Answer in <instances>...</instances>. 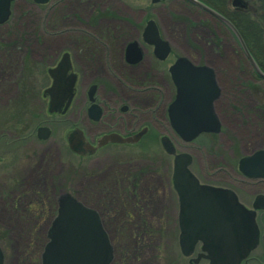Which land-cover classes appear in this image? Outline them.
Instances as JSON below:
<instances>
[{
  "label": "flooded vegetation",
  "instance_id": "af4514ba",
  "mask_svg": "<svg viewBox=\"0 0 264 264\" xmlns=\"http://www.w3.org/2000/svg\"><path fill=\"white\" fill-rule=\"evenodd\" d=\"M16 1H21L22 4L17 14H13L16 17L14 16L12 22V7ZM164 3V0H47L46 2L12 0L10 2L9 15L0 22V56L11 49L13 52L22 51L24 56L28 57L32 54L33 46L38 47L41 55H37V58L35 56L36 62L32 66L24 64L26 62L24 57L22 70L16 81L17 96L0 97V201L10 197L16 199L17 206H13L16 208L27 194L28 210L24 213L36 216L35 227L40 225L44 218L52 215L45 228L47 242L48 229L57 214L58 197L64 193L72 194L68 189H60L58 193L54 192L51 198L45 196L42 204L41 199L36 195L30 197L34 193L27 192L26 176L37 171L39 167L36 168V160H40V146L52 138L54 126L64 122L67 124V129L63 131L62 144L57 146L56 151V158L62 169L72 173L74 166L70 159L74 156L84 164L82 168L86 172L88 181L104 174L113 164L117 173L125 168L128 175L113 180L116 187L115 196L121 200L120 210H124L122 201L129 199L137 208L138 184L141 182V176L148 170L147 162L146 165H138L137 152L139 149L147 152L155 151L153 147L157 139L160 148L163 149L161 137H168L176 153L186 152L190 155L188 170L199 184L232 191L242 212L249 220L251 219L254 225L255 243H251L252 247L241 257L238 264H264V176L255 175L264 170L256 169L260 162L258 164L240 162L241 158L264 150V141L253 146V136H248L243 148L237 149L232 146L229 149L230 156L224 157L222 165L220 164L225 170V183L212 181L213 167L207 163L204 177H200L193 168V154L187 148V144H191L199 137H209L215 142L214 139L224 133V124L218 106L222 102L227 104L232 116L231 120H238V124L231 122L230 130L245 124L248 128L253 126V129H257L253 132L254 136L261 134L264 136V76L258 72L259 70L264 73V48L249 50L238 25V22L248 20L249 3L240 0L239 4L233 5L231 1L232 14L236 16V20L227 18L216 8L213 9L235 27L258 70L241 47L232 29L204 9L226 31L236 48L225 52L214 44L215 48L207 51L197 46V32L193 37L184 36L183 39L181 38L182 41L176 35L165 34L154 18L155 4L164 6ZM182 4H187L195 10L199 7L189 0H182ZM69 5L73 6L69 7ZM150 22L156 29L158 42L153 41L155 34L145 33ZM64 53L69 59V72L75 75L74 92L64 111L49 112V97L44 94V90L51 84L48 69L55 68ZM181 58L196 67L201 65L209 67L218 88V94L212 101L218 130L203 131L189 141L180 137L170 121L171 105L178 94L175 77L183 81L188 79L189 82L193 78L197 79V74L186 73L185 62H181L183 64L179 62ZM46 61L48 65L45 66L43 62ZM225 61L233 62V68L226 67ZM177 62H179L178 68L173 73L171 68ZM222 79L229 86L226 95L223 89L226 85ZM62 98L56 100L60 102ZM191 98L188 97L190 100ZM249 100H252L251 105ZM240 113L245 114V117L239 119ZM177 114L181 118L186 116L195 118L197 106L192 102L185 104L184 101ZM259 128L262 132H258ZM71 131L76 133L80 131V135L92 146H96L97 139L102 136L118 135L124 139L136 135L139 137L135 141L107 142L91 153L81 155L72 151L69 146L67 135ZM47 152L50 151H44L42 157L46 158ZM163 152L171 158L172 166L169 176L159 178L161 189L165 180L169 192L162 196L164 204L162 202L155 229L160 235L164 233L166 245L177 247L178 254L187 264H218L227 260L226 256L219 254L218 248L222 247L220 243L223 241L217 238L212 242L213 247L207 251L203 250V240L196 237L191 253L189 255L182 253L180 195L172 179L173 155L166 153L164 149ZM160 162L163 168L169 169V161H164L163 156ZM261 164L264 165V162ZM98 190L99 188H91L87 190V194L93 195ZM50 199L53 203L51 206L47 203L46 209L43 205L46 203L45 200ZM134 207L125 209L128 218L126 225L134 223L132 219V214L136 212ZM93 209L97 212L103 227L99 212ZM149 227L152 228L153 225L149 224ZM168 233L170 236L167 235ZM244 235H241L238 242L229 240V246L233 243L237 247L248 244ZM45 243L42 244L39 253L40 264ZM112 251L114 255L115 248L112 247ZM232 253L233 251L226 253L230 259Z\"/></svg>",
  "mask_w": 264,
  "mask_h": 264
},
{
  "label": "rangeland",
  "instance_id": "374dc122",
  "mask_svg": "<svg viewBox=\"0 0 264 264\" xmlns=\"http://www.w3.org/2000/svg\"><path fill=\"white\" fill-rule=\"evenodd\" d=\"M231 1L226 0L225 3H220L216 7H220L218 8L219 11L234 18ZM164 2L166 3H164V6L155 4L154 18H156L165 34L176 35L182 41L184 36L193 37L197 32V46L207 51L215 48L214 44H217V47L225 52L236 48L226 31L203 9L197 7V10H195V8L187 4H182V0H164ZM21 4V1H16L13 5L12 22L16 17L13 14H17ZM72 6L69 5V7ZM238 23L242 27L241 23ZM249 42L251 43L250 40ZM37 55H41L40 51L38 47L33 46L30 57H25L22 51L13 52L11 49L0 56V97L13 98L17 96L18 86L16 87V81L19 79L24 57L26 58L24 64L32 66L36 62ZM43 59L46 60L45 57ZM43 64L46 66L48 62H43ZM224 65L230 69L233 68V62L225 61ZM222 81L226 85L223 86L226 95L229 91V86L224 82V79ZM248 102L250 105L252 104V100ZM218 106L220 108V118L224 124V133L218 135L214 139L215 142H212L209 137H199L191 144H187V148L193 154V168L197 170L200 177H204L203 173L207 168V163L213 167L214 175L211 177L212 181L214 183H225V170L220 164L222 165L221 162L224 157L230 156L229 149L232 146L237 149L243 148L246 143L245 139L248 136H253V146L261 144L264 141V136L262 134L254 136L253 132H256L257 129H253V126L248 128L245 124L243 126L239 125L235 130H230L231 122L237 123L238 120H231L232 116L226 103L222 102ZM244 117L245 114L243 113L238 116L239 119ZM65 129H67V124L64 122L60 125H55L52 138L47 142H43L40 146V160H36V168H39L36 172L26 176V190L34 193L30 197L36 195L43 204L45 196L51 198L54 192L58 193L60 189H68L78 201L86 206L95 208L101 216L108 240L112 247L115 248L113 258L109 264H187L184 258L182 259L178 254L177 247L175 245H166L164 233L161 236L155 229L162 202L164 204L162 196L163 194L167 195L169 192L165 180L163 181V189H161L159 178L169 176L172 166L171 158L164 154L158 139L156 141L157 144L155 143L153 147L155 151L147 152L139 149L136 155L138 165L148 163V170L141 176V182L138 184L137 208L134 207V203L129 199L122 201L124 210H120L121 200L115 196L116 187L113 184V180L120 176L126 177L128 175L126 174V169L123 168L117 173L114 168L116 166L113 164L104 174L93 177V179L88 181L86 172L82 168L84 164L79 158L74 156L70 159L74 170L72 173L66 172V169H62L56 158L57 146L59 147L62 144V133ZM258 132H262V130L259 128ZM46 150L50 152H47V156L44 158L42 153ZM162 156L164 161H169L168 170L162 167L160 162ZM67 177L69 180H67ZM91 188H99V190L95 193L92 192L93 195H88L87 190ZM28 198L26 194L20 200L19 207L16 208L13 207L16 205V199L10 197L0 201V241L2 242H0V247L3 252V264H40V249L42 244L46 242L45 228L48 226L52 215L44 218L40 225L35 227L36 216L34 214L25 215L24 213L25 210H28L26 206ZM45 202L43 206L46 209L48 207L47 203H50V206L53 203L51 199L45 200ZM133 207L136 209V212L132 214L134 223L126 225L128 218L125 209ZM149 224H152L153 227L150 228ZM151 230L153 231L151 232ZM167 235L170 236V233Z\"/></svg>",
  "mask_w": 264,
  "mask_h": 264
},
{
  "label": "water",
  "instance_id": "95a60500",
  "mask_svg": "<svg viewBox=\"0 0 264 264\" xmlns=\"http://www.w3.org/2000/svg\"><path fill=\"white\" fill-rule=\"evenodd\" d=\"M11 1L0 0V22L8 17ZM34 1L46 2L47 0ZM189 1L227 24L236 34L241 47L254 64L239 33L223 15L199 0ZM239 2L240 0H232L233 5H237ZM150 32L155 34L153 41L158 42L157 32L152 22L145 30V33ZM179 62L180 64L185 62L187 74H197V79L193 78L191 82L188 79L183 81L175 77L178 94L171 105V125L183 140L189 141L203 131L218 130V122L212 110V101L218 94V88L209 67L205 65L196 67L184 58H181ZM179 62L171 68L173 73L177 70ZM255 68L257 69L256 66ZM69 70L70 63L66 53L62 55L55 68L48 69L51 84L44 90V94L49 97V112L64 111L71 100L74 92L75 75L70 73ZM258 72L264 76V73L259 70ZM187 91L192 93L185 94L184 92ZM60 97L63 98L59 102L56 99ZM184 97H186L185 100ZM188 97H192L191 100ZM184 101L185 104L192 102L197 106V116L195 118L188 116L181 118L177 114ZM77 132L71 131L68 133L67 139L72 151L81 155L89 154L95 148L107 142L135 141L139 137L136 135L133 138L124 139L118 135L102 136L97 139L96 146H92L80 135V131ZM161 145L166 153L173 155L172 179L174 187L180 195V246L182 253L184 255L191 253L196 237L203 240V250L207 251L211 249L210 247H213L212 242L217 238L223 241L220 243L222 247L218 248L219 254L227 257V260L218 264H238L241 257L252 247L251 243H255L254 225L251 219L249 220L247 215L242 212V208L232 191L198 183L195 176L188 170L191 161L188 153H176L168 137H161ZM240 162H255L257 164L260 162L256 169L264 170V165L261 164V162H264V150L243 157ZM255 175L264 176V172ZM241 235L245 236L244 239L248 244L237 247L233 243L229 246V240L238 242L237 240ZM47 237L48 241L41 252V264H109L113 257L111 244L97 212L68 193L61 194L58 197L57 214L48 229ZM231 251L233 253L230 259L226 253L229 254ZM0 264H3L1 248Z\"/></svg>",
  "mask_w": 264,
  "mask_h": 264
},
{
  "label": "trees",
  "instance_id": "16d2710c",
  "mask_svg": "<svg viewBox=\"0 0 264 264\" xmlns=\"http://www.w3.org/2000/svg\"><path fill=\"white\" fill-rule=\"evenodd\" d=\"M200 1L210 6H213L216 9L220 8L218 6L216 7V5L226 2V0H200ZM243 1L249 3V9H248V20L244 22L240 21L242 26V27L239 26L241 34H243V36L245 37V41L247 42V46L249 50L262 49L264 48V0H243ZM223 14L227 18H230L231 20H236L235 15L233 18L225 13ZM234 22L237 24L236 21ZM246 35L248 36L246 37ZM249 40L251 41V43L249 42Z\"/></svg>",
  "mask_w": 264,
  "mask_h": 264
}]
</instances>
